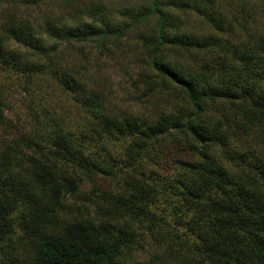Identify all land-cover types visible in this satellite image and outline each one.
I'll return each instance as SVG.
<instances>
[{"label":"trees","instance_id":"trees-1","mask_svg":"<svg viewBox=\"0 0 264 264\" xmlns=\"http://www.w3.org/2000/svg\"><path fill=\"white\" fill-rule=\"evenodd\" d=\"M125 1L0 0V264H264V0ZM132 35L149 115L76 52Z\"/></svg>","mask_w":264,"mask_h":264},{"label":"rangeland","instance_id":"rangeland-1","mask_svg":"<svg viewBox=\"0 0 264 264\" xmlns=\"http://www.w3.org/2000/svg\"><path fill=\"white\" fill-rule=\"evenodd\" d=\"M98 0H89V3H97ZM105 3V16L110 21L117 23L118 15L121 14L120 10L128 4L125 0H103ZM56 17H67L65 11H54ZM52 11L50 9H44L42 14H37L36 11H30L29 15L33 18L39 16H49ZM114 13V17L111 16ZM124 22V20L122 21ZM64 49V48H63ZM76 52L81 54L82 59L85 58V53L90 54L92 57L91 65L93 67L92 74L86 78V80L93 79L92 84L97 85L100 89H103L109 97L111 107L117 108L118 111L125 114L134 115H149L148 111L152 107L154 98L145 99L142 96L143 91L137 87L138 74L144 68L143 62L139 59L141 55V46L136 35L128 36L124 38L122 42H119L117 47L108 54L107 52H100L92 47L76 46ZM70 62L72 66V58L66 56L63 59V63ZM83 63V62H82ZM83 63L82 65H84ZM81 65V66H82ZM21 89L15 88L10 92L9 101L12 106L19 109L28 102L26 94L22 93ZM60 95V94H59ZM149 101L150 104L145 102ZM70 100L67 96L65 98L50 97V104H54L56 107L71 106ZM22 111L21 113H23ZM11 117L12 113H8ZM24 114V113H23ZM89 189V187H88ZM152 252L148 254H142L138 252L135 256L137 262L140 264H148L151 260Z\"/></svg>","mask_w":264,"mask_h":264}]
</instances>
